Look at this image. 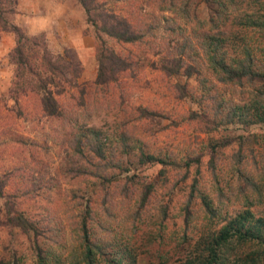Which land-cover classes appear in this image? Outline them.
<instances>
[{
	"label": "rangeland",
	"instance_id": "1",
	"mask_svg": "<svg viewBox=\"0 0 264 264\" xmlns=\"http://www.w3.org/2000/svg\"><path fill=\"white\" fill-rule=\"evenodd\" d=\"M170 1L174 3L175 12L163 8ZM183 1L95 0L102 4L103 16L111 15L130 24L158 20L162 15L171 18L190 41L191 50L200 54L196 59L200 65L199 73L189 77L166 75L161 70L169 46L160 41L157 47L145 50L118 42L104 32H95L86 23L77 0H14V3L3 0L5 12L0 18V260L13 256L18 264L39 263L33 249V233L25 234L6 224L8 204L33 221L39 231L47 224L52 226L41 234L42 237L36 238L41 244L59 245L56 247L61 250L56 258L58 264H69L67 257L77 254L80 248L75 235L79 221L78 203L80 199L87 200L82 190L89 193L97 190L91 183L92 178H82L78 172L67 173L66 168L71 166L63 157L67 155L65 140L69 135L64 131L59 141L54 136L51 120L40 116L38 99L41 91L13 94L15 65L10 54L16 40L12 27H16L25 36L39 38V45L60 69L68 66L70 58L79 62L82 72L72 91L78 95L79 90H83L87 109L86 114L79 107L76 109L77 131L93 130L106 153L112 147L111 154L121 160L123 167L128 166L127 174L115 172L117 179L134 175V180L126 178L129 191L125 192V198L119 193L121 189L117 184L110 189L108 199L98 191L90 198L96 223L105 227L99 232L92 230L101 243H108L115 250L128 251L134 264H189L190 261L195 264L198 259L208 256L204 249L212 237L218 236L221 227L231 222L229 232L232 233L236 229L232 220L249 211L252 224L247 233L243 229L240 232L246 241L231 238L218 250L220 262L215 264H264V183L258 180L264 173V101L255 99V89L217 82L204 67L201 51V47H211V43L222 39L219 46L228 63L239 58L242 47L251 49L256 60L264 63V54L260 52L264 51L262 38L240 24L245 13L258 14V6L252 0H240L239 3L234 0L236 4L221 16L223 24L215 28L203 23L213 15L215 6L205 0H188L193 12L187 19L179 16L181 11L178 9ZM9 8L12 10L8 11ZM97 35L112 57L109 61L115 62L118 70L122 69L117 81L110 82L104 91L98 90L93 83L97 71ZM202 35H213L214 38L210 40ZM33 57H36V65L39 56ZM23 78L27 81L26 73ZM13 97L17 98L16 107ZM58 98L62 106L69 102V107L72 102L65 95ZM137 107L152 111L156 116L133 120V126L127 128L130 136L125 150L122 146L115 148L121 133V121L132 118L128 117L129 113L136 114ZM204 113L208 118L215 115L218 126L212 132L207 129L209 119L200 118ZM229 115L231 117H227ZM217 138H234L235 141L219 151L214 177L207 165L210 153L207 146L210 140ZM239 147L244 171L261 187L259 199L250 193L246 199L238 191L242 179L238 178L236 164L230 157ZM139 150L156 155L168 154L175 166L161 176V167L155 162L136 164ZM195 152L202 156L200 166L190 161L185 172L183 161L190 159ZM15 165L25 166L33 178L40 176L43 180L40 190L25 195L13 190L17 182H13L9 172ZM192 179L197 180V188L207 197L216 214L212 219L207 218L193 192L190 202L192 219L184 227L182 208L190 193ZM148 186L152 189L147 200L142 202L139 197ZM164 207L168 208V216L161 224L159 210ZM135 208L140 218L134 221L131 215ZM50 261L55 263V260Z\"/></svg>",
	"mask_w": 264,
	"mask_h": 264
},
{
	"label": "trees",
	"instance_id": "2",
	"mask_svg": "<svg viewBox=\"0 0 264 264\" xmlns=\"http://www.w3.org/2000/svg\"><path fill=\"white\" fill-rule=\"evenodd\" d=\"M252 1L258 6V14L245 13L242 16L243 22H240V24L241 26L250 29L253 33H255V35L261 37L264 44V0ZM12 2L14 3V0H12ZM77 2L84 11L86 23H89L95 32H104L107 36H110L118 42L127 43L135 48H142L145 50L151 46L157 47L159 45V41L169 46L167 47V57L164 58L165 64L161 66V70L166 75L182 74L183 76L189 77L194 73H199L198 70L200 65L196 59L200 57V54L197 51L191 50L192 46L190 41L182 35L181 27L171 18H167L162 15L158 18V20L135 21L130 24L125 20L119 21L111 15L105 14V16H103L102 4L96 3L95 0H77ZM205 2L207 4L211 3L215 7L212 9L213 15H209L207 21H204L203 23H208L217 28L219 24H223L221 16H225L227 10H229L231 6H234L236 2L239 3L240 0L236 2H234V0H205ZM2 5L3 0H0V18L5 12ZM163 8H166L168 11L175 12L174 3L172 1L166 2L165 7ZM179 8L180 9L178 10L181 11L179 16H181V18L189 19L190 13L192 14L193 12L189 1H183ZM11 10V8L8 9V11ZM192 16L194 17V15ZM12 30L16 34L15 45L10 54V57L15 65L16 82L13 94L16 95L19 92L25 93L26 91H41L38 99L40 116L43 119L51 120V123L54 126V136L59 141L62 140L61 137L64 131L67 135H69L68 140H65L67 144V155H65V157H68H63L64 161L71 166L70 168H66L67 173H71L72 175L73 173L78 172V175H83L82 178H92L91 180L94 181L91 183L93 186H96V191H98L104 199H108L110 197V189L114 188V184H117L121 189L119 193L123 198H125V192L128 193L129 191L127 189L129 188V183L126 181V178L128 177L123 175L126 178L120 177L117 179L115 172L118 171L120 173L124 172V174H127L128 166L123 167V165H121V160L111 154L113 151L112 147L109 152L106 153L97 134L93 130L85 129L81 133L77 131V120L74 117L75 113L78 112L76 109L79 107L82 113L85 114L87 109L85 98L82 96L83 90H79L78 95H75L72 91L77 87L76 79L79 78L82 72L79 62L70 58L68 66L60 69L55 64V61L48 57V54L45 53L43 47L39 45V38L25 36L16 27H12ZM204 36L208 37L210 40L214 38L213 35L212 37L202 35V37ZM97 40V71L93 83L97 86L98 90L104 91L107 89L106 86H108L110 82L117 81V75L121 73L122 69L118 70V68L115 67V62L109 61L112 57L110 58L107 54L106 46L98 35ZM156 40H158V42H156ZM215 42L216 43H211V47H209V45L201 47L202 55H204L205 59L203 63L204 67L214 75L217 82L227 84L228 86L232 85L234 87H249L250 89H255L257 91L254 95L255 99L258 98L261 101H264V98H262V93L264 91V63L256 60V55L253 51L246 47H242L238 52L239 58L232 63H228L225 52L221 50L219 46L222 39H218ZM150 43L152 45H150ZM152 50V53H154V49ZM260 52L264 54V51ZM110 54L113 55L111 50ZM36 55L39 57L35 65L34 62H36V57L33 56ZM188 60L192 63H189ZM25 73L28 77L27 81L23 78ZM62 95L68 96V99L72 101L69 107V102L68 104H65V106H62L61 102H59L58 97ZM12 100L13 105L15 104L16 107L18 104L17 98L13 97ZM263 105H261L262 108ZM134 112H136V114L133 112L129 113L130 115L128 117L132 118L121 121V133L119 138L116 140V145L114 146L115 148L122 146L123 150H125L126 140H128L130 136L127 134V128L130 125L133 126V120H141L144 118L152 119L156 116L154 112L147 111V109L143 107H137ZM212 116L213 117L208 118L209 116L206 117L204 113L200 117L202 119H205V117L206 119H209L210 122L207 123V129L210 132L218 126L215 122V115ZM227 117L231 116L229 115ZM233 140L235 141L234 138H217L208 142L207 147L209 148L210 153L208 155L207 165L214 177L216 175L214 174V171L218 169L220 159L219 151L226 148V145ZM236 140H240V138H237ZM123 150L121 149L122 152ZM139 151L136 164L142 165L155 162L161 167L159 171L161 176H164L168 168L175 166L173 160H170V156H168V154L160 153L156 155V153H143L141 150ZM240 151L241 148L239 147L230 157L231 161L236 164L235 171L238 172V178L242 179V186L238 187V191L241 196L246 199L248 198L249 193L255 196L256 199H259L262 195L261 187L256 181H254V179H252L250 174L244 171L245 167L241 163ZM201 159L202 156L195 152L190 159L183 161V168L185 169V172H187L191 164L190 161H194L197 166H200ZM92 162H96L99 165H93ZM9 176L13 182H17V185H14L15 187H13V190H18L21 195L35 193L40 190V187L43 184V180L40 179V176L39 178H33L32 174L28 173L27 168L21 165H15L9 172ZM128 179L134 180V175ZM113 180H116V183H114ZM258 180L259 182L264 183L263 172L259 176ZM196 184L197 180L192 179V183L189 186L190 193H188L186 203L182 208V222L184 227L192 219L190 202L194 197L193 192L196 193L201 209L207 218L212 219V217L216 214L215 210L210 206L207 197H204L203 193L199 191ZM18 186H20V188H17ZM151 189L152 187L148 186L139 197L142 199V202L147 200ZM82 191L83 194H86L87 200L80 199L78 203L79 221L78 229L76 230L75 235L76 242L80 248L77 254H71L67 257L69 264H134L133 256L129 254L128 251L124 252L120 248L115 250L110 244L101 243V239H97L95 237L96 233L94 234L92 230L96 229L98 232L99 229L105 230L103 225L96 223L95 220L97 218L90 206V198L96 191L92 190V193L87 192V190ZM219 196L222 198V193H220ZM136 210L137 208H135L134 213L131 215L132 220L134 221L137 220L138 217L140 218V214ZM6 211L9 212V217L6 218L7 225L14 226L25 234L33 233V249L35 251L37 261H39L38 264H52L50 260H55V263L57 262L56 264H58L56 258L61 250L56 247H59V245L52 247L50 243L41 244V241L37 239L38 237H42L41 234L43 232H48V230L53 227L47 224L46 228L43 227L41 231H39L38 228L35 227L36 225H34L33 221L27 219L22 213L13 210L12 207L8 206V204ZM159 214L160 222L162 224L163 221L167 219L168 208H161L159 210ZM250 216L252 217L249 211H244L240 215H237L236 218L232 220V222L236 225V229L233 228V230H235L232 233L229 232L232 224L231 222L221 227L218 232V236L214 238L212 237L210 243L207 244L204 249L208 253V256L198 259L195 264L219 263V255L217 252L221 249V247H225L231 241V238H235L239 242L246 241V239L241 236L240 232L243 229V231L247 233L249 228L248 226L252 224V218ZM251 240H253V237H251ZM42 245L45 246L42 247ZM188 263L190 264L191 261ZM0 264H18V262L17 260H14L12 256V258L7 260H0Z\"/></svg>",
	"mask_w": 264,
	"mask_h": 264
}]
</instances>
